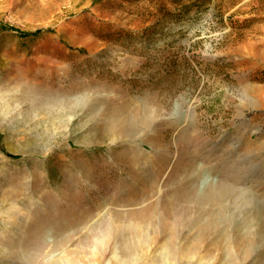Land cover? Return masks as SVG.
I'll use <instances>...</instances> for the list:
<instances>
[{"label":"rangeland","instance_id":"374dc122","mask_svg":"<svg viewBox=\"0 0 264 264\" xmlns=\"http://www.w3.org/2000/svg\"><path fill=\"white\" fill-rule=\"evenodd\" d=\"M262 181L264 0H0V264H154L168 238L175 262L264 264ZM147 208L170 225L142 246L120 218Z\"/></svg>","mask_w":264,"mask_h":264},{"label":"bare ground","instance_id":"6f19581e","mask_svg":"<svg viewBox=\"0 0 264 264\" xmlns=\"http://www.w3.org/2000/svg\"><path fill=\"white\" fill-rule=\"evenodd\" d=\"M145 117V116H144ZM146 117H149V116H146ZM132 121V120H131ZM131 121H130V123H131ZM134 122H137V121H134ZM149 122V121H148ZM124 123V122H123ZM115 126V125H114ZM112 127V126H111ZM110 127V128H111ZM137 128V127H136ZM116 130V129H115ZM133 130H134V127H131V130L129 129V130H127V132L126 133H128V135H130L132 132H133ZM144 131V130H143ZM114 132V131H113ZM119 133V132H118ZM120 134V133H119ZM118 134V135H119ZM138 134H139V132H138ZM133 136H135V134H132ZM137 136V135H136ZM149 143V142H148ZM158 143V142H157ZM154 145V144H153ZM150 146L153 148V147H155V146H152L151 144H150ZM158 146H160V145H158ZM164 147V146H163ZM157 148V147H156ZM156 148H155V150H154V152H157V150H156ZM137 150H139V149H137ZM137 153H139V152H137ZM148 153V152H147ZM159 153V152H158ZM157 153V154H158ZM143 154V153H142ZM145 154V153H144ZM152 154V153H151ZM169 154V153H168ZM177 154V153H176ZM155 155V154H154ZM160 155V154H159ZM170 155V154H169ZM161 156V155H160ZM165 156V155H164ZM168 156V155H167ZM179 156V155H178ZM155 157H158V156H155ZM174 157V156H173ZM147 158V157H146ZM164 158H166V157H164ZM181 158V157H180ZM149 159V158H148ZM175 159V158H174ZM161 160V159H160ZM241 160V159H240ZM144 162V161H143ZM173 162L175 163V161L173 160ZM170 163L171 165H173L174 163ZM149 163V162H148ZM167 163V162H166ZM177 163V162H176ZM245 163V162H244ZM155 165H156V163H155ZM167 165V164H166ZM159 166V165H158ZM177 166V165H176ZM249 166V165H248ZM162 167V166H161ZM178 167V166H177ZM159 168V167H158ZM167 168H169V167H167ZM247 168V167H246ZM262 168V167H261ZM240 169V168H239ZM144 170H145V168H144ZM154 170V169H153ZM196 170V169H195ZM248 170V169H247ZM254 170H255V168H254ZM139 171V170H138ZM156 171V170H155ZM168 171V170H167ZM137 172V171H136ZM245 172V171H244ZM155 174V173H154ZM160 174V173H159ZM163 174V173H162ZM246 174L247 175H251V174H255V172L254 171H251V170H248V172H246ZM260 175V174H259ZM263 175V174H262ZM152 176V175H151ZM161 176V175H160ZM154 178V177H153ZM206 178V177H205ZM210 179V178H209ZM157 180V179H156ZM166 180V179H165ZM203 180V179H202ZM151 181V180H150ZM206 181V180H205ZM249 181V180H248ZM138 182V181H137ZM204 182V181H203ZM262 182H264V181H262ZM204 183H206V182H204ZM218 183V182H217ZM216 183V184H217ZM257 183V182H256ZM255 183V184H256ZM157 184V183H156ZM208 184V183H207ZM164 185V184H163ZM245 185H246V183H245ZM252 185V184H251ZM165 186V185H164ZM149 187H151L150 185H149ZM160 187H161V185H160ZM196 187V186H195ZM255 187V186H254ZM263 187V186H262ZM158 188V187H157ZM261 188V187H260ZM148 189V188H147ZM196 189V188H195ZM254 189V188H253ZM165 190V189H164ZM148 191H149V189H148ZM244 192V191H243ZM158 193V192H157ZM257 193V192H256ZM255 194V193H254ZM161 198V197H160ZM135 200V199H134ZM244 200V199H243ZM246 200H248V199H246ZM167 201V200H166ZM239 201V200H238ZM245 202V201H244ZM246 203H248V202H246ZM245 203V204H246ZM252 203H253V201H252ZM264 203V202H263ZM244 204V205H245ZM142 207H144V205L142 206ZM156 207H158V206H156ZM143 209V208H142ZM158 209V208H157ZM165 210V209H164ZM127 211V210H126ZM160 211V210H159ZM177 212V211H176ZM261 213V212H260ZM40 214V213H39ZM44 215V213H41V215ZM28 215V214H27ZM42 215V216H43ZM47 215V214H46ZM55 215V214H54ZM115 215H116V213H115ZM121 215V214H120ZM35 216V215H34ZM34 216L32 215H30V217H31V219L33 218V220L35 219L34 218ZM37 216V220H39V221H37V222H40L41 224H42V226H44V227H49V226H51L52 225V227H60V226H62V219L60 218V217H58V216H53L52 215V217L51 216H46V217H42V219L41 218H38V216L39 215H36ZM257 216V215H256ZM25 217H26V215H25ZM121 217V216H120ZM261 217V216H260ZM111 218V217H110ZM117 218V217H116ZM216 218V217H215ZM231 218V217H230ZM121 219V226H120V230H123V231H127V232H129L130 233V237L131 236H134L135 235V237L136 238H138V245H142V246H145V245H147V241H149L147 238H145L144 236H148V233H149V235H150V232H151V230H154V231H157V230H159V229H163V228H166V227H169V225H170V223H169V218H167L166 216H165V213H163V212H158L157 213V211H156V209H155V211L152 209V208H147V209H144V210H142L141 212H137V213H133V214H130V215H126V216H123L122 218H120ZM195 219V218H194ZM36 220V219H35ZM98 220V219H97ZM110 220V219H109ZM113 220V219H112ZM197 219H195V221H196ZM264 220V219H263ZM186 221V220H185ZM192 221V220H191ZM217 221V220H216ZM226 221V220H225ZM33 222V221H32ZM65 222V221H64ZM67 222V221H66ZM115 222V221H114ZM171 222V221H170ZM177 222V221H176ZM203 222V221H202ZM215 222V221H214ZM224 222V221H223ZM253 222V221H252ZM261 222V221H260ZM119 223V222H118ZM178 224H179V222H177ZM192 223V222H191ZM197 223V222H196ZM232 223V222H231ZM65 224V223H64ZM178 224H174V225H178ZM114 225V224H113ZM119 225V224H118ZM173 225V224H172ZM200 225V224H199ZM225 225V224H224ZM33 226V225H32ZM64 226V225H63ZM63 226H62V228H63ZM66 226V225H65ZM107 226V225H106ZM194 226V225H193ZM178 227V226H177ZM185 227V226H184ZM221 227V226H220ZM223 227V226H222ZM242 227V226H241ZM246 227V226H245ZM32 228V227H31ZM34 228V227H33ZM40 228H42V227H40ZM51 228V227H50ZM88 228V227H87ZM100 228V227H99ZM103 228V227H102ZM190 228V227H189ZM240 228V227H239ZM249 228V227H248ZM88 229H90V226H89V228ZM217 229H220V228H218V227H216V230ZM247 229V228H246ZM252 229V228H251ZM250 229V231H252ZM35 230V229H34ZM33 230V231H34ZM85 230H86V228H85ZM118 230V229H117ZM233 230V229H232ZM241 230V229H240ZM240 230H238V231H240ZM244 230V229H243ZM242 230V231H243ZM32 231V232H33ZM39 230L37 229V232H38ZM62 231V230H61ZM97 232H99V230L97 231ZM189 232H191V231H189ZM214 232H215V230H214ZM241 232V231H240ZM247 233H248V231H246ZM168 233V232H167ZM260 233V232H259ZM36 235L38 234V233H35ZM34 234V235H35ZM41 234V233H40ZM115 234H117V233H115ZM124 234H126V233H124ZM123 234V235H124ZM173 234V233H172ZM182 234V233H181ZM114 234H113V226L112 225H109L108 227H106V229L105 230H103V231H101L95 238H94V243H92L93 245H91V248L93 249V254L94 255H97L98 253H103V252H101V250L103 249V248H105L106 246H108L109 245V242H111V240H113L112 238L113 237H115V236H113ZM155 235H156V233H155ZM170 235V234H169ZM193 235V234H192ZM194 235H196V234H194ZM193 235V236H194ZM199 235V234H198ZM202 235V234H201ZM32 236V235H31ZM41 236V235H40ZM117 236V235H116ZM122 236V235H121ZM181 236V235H180ZM192 236V237H193ZM254 236H256V235H254ZM27 236H25V238H26ZM216 237H218V239H217V241H216V244H219L220 243V241H221V239H227V236H226V233H225V231H221L220 233H218L217 234V236ZM20 238V237H19ZM31 238V237H30ZM119 238V237H118ZM122 238V237H121ZM150 238V237H149ZM157 238V237H156ZM163 238V237H162ZM256 238V237H255ZM21 239L22 238H20V242H22L21 241ZM115 240L117 239V238H114ZM120 239V238H119ZM134 239V238H133ZM132 239V240H133ZM147 239V240H146ZM178 239H180V238H178ZM264 239V238H263ZM11 240V239H10ZM126 240V239H125ZM151 240V239H150ZM154 240V239H153ZM163 240H165V242H162L163 243V245H161L162 247H161V249H162V251L163 252H161V253H163V256H162V258H160V260L159 261H154V264H186L185 262H175L174 261V256L175 255H177V253H178V249H176V244H175V241L177 240H174L173 238H168L167 240L166 239H163ZM205 240V239H204ZM229 240V239H228ZM25 241V240H24ZM28 241H32V240H28ZM117 241V240H116ZM121 241V240H120ZM128 241H129V239H128ZM155 241V240H154ZM179 241V240H178ZM223 241V240H222ZM231 241V240H230ZM257 241V240H256ZM29 242V243H30ZM135 242V241H134ZM27 243V242H26ZM180 243V242H179ZM182 243V242H181ZM201 243H203L202 242V238H198V237H196L195 238V240H194V242H192V243H190L189 242V246H186L185 245V248H184V250H182V248H181V250H182V258L183 257H186V255H189V252L191 251V249L193 248L194 250H192V251H197V249L199 248V246H201ZM21 244V243H20ZM23 244V243H22ZM31 244V243H30ZM82 244V243H81ZM154 244V243H153ZM236 244V243H235ZM244 247H245V249L247 250V253H248V255H250L251 253H252V251H253V249H254V241H253V239H252V235L249 233L244 239H242V243H241ZM240 244V245H241ZM257 244V243H256ZM27 245V244H26ZM118 245V244H117ZM115 246V249H114V251H113V255H112V257L110 258V259H108V260H106V264H142V259H141V257L142 256H139V252H137V254L136 255H134V256H131V257H129L128 259H126V260H124L123 258H121V256H120V254H119V247L118 246ZM130 245V244H129ZM128 244L126 245V246H129ZM184 245V244H183ZM239 245V244H238ZM53 246V245H52ZM110 246H113V245H110ZM178 246V245H177ZM211 246V243L209 244V247ZM225 246V245H224ZM257 246V245H256ZM262 246V245H261ZM22 247V246H21ZM28 247H30V245L28 244ZM54 247V246H53ZM61 247V246H60ZM75 247H77V248H81V247H79V244L78 245H75ZM88 247V246H87ZM225 247H227V246H225ZM224 247V248H225ZM230 247V246H229ZM233 247V246H232ZM235 247V246H234ZM239 247V246H238ZM237 247V248H238ZM17 248H20V246L19 247H17ZM26 248V247H25ZM67 249H66V251H65V253H64V255H65V257H64V260L66 261V262H68V264H73V263H77V264H82V260H79V261H75L76 260V254L74 253V250L73 249H71L70 250V246H67L66 247ZM68 248H69V250H68ZM72 248V247H71ZM110 248V250H111V247H109ZM108 248V249H109ZM128 248V250L130 249L129 247H127ZM153 248H155V247H153ZM158 248V247H157ZM156 248V249H157ZM223 248V247H222ZM228 248V247H227ZM10 249V248H9ZM58 249H61V248H58ZM83 249H85V248H83ZM120 249H121V246H120ZM132 249V248H131ZM130 249V250H131ZM144 249V248H143ZM217 249V248H216ZM230 249V248H229ZM228 249V250H229ZM241 249V248H240ZM259 249V248H258ZM262 249V248H261ZM5 250V249H4ZM7 250V249H6ZM29 250V249H28ZM57 250V249H56ZM107 250V249H106ZM127 250V249H126ZM135 250H137V249H135ZM151 249H148V250H146V251H150ZM236 250V249H235ZM234 250V251H235ZM260 250V249H259ZM25 251V250H24ZM76 251V250H75ZM141 251V250H140ZM198 251H200V248H199V250ZM230 251H231V249H230ZM238 251V250H237ZM244 251V250H243ZM264 251V250H263ZM8 252V251H7ZM17 252V251H16ZM77 252V251H76ZM80 252H82V251H79V254H80ZM88 252V251H87ZM133 252V251H132ZM153 252H154V250H153ZM254 252V251H253ZM257 252H258V250H257ZM18 253H23V252H19L18 251ZM63 253V252H62ZM78 253V252H77ZM127 252H125V254H126ZM134 253V252H133ZM146 253V252H145ZM149 253V252H148ZM156 253V252H155ZM197 253V252H196ZM213 254H214V252H212ZM229 253V252H228ZM260 253V252H259ZM104 254L105 253H103L102 255L104 256ZM112 253H110V255H111ZM151 254H152V252H151ZM194 254V253H193ZM230 254V255H229ZM228 255V259H229V261H230V263H232L233 264V262H234V259H233V257H232V255H231V253H229ZM254 254V253H253ZM27 255H29V254H27ZM81 255V254H80ZM128 255V254H127ZM143 255V254H142ZM146 255V254H145ZM260 255H261V253H260ZM263 256H264V254H262ZM21 256H23V258L26 256V255H21ZM98 256V255H97ZM107 256V255H106ZM194 256H196V255H194ZM205 256V255H204ZM244 256H247L246 254H244ZM253 256V255H252ZM57 257V256H56ZM125 257V256H124ZM179 257V256H178ZM241 257H243V256H241ZM255 257V256H254ZM53 258V257H52ZM103 258V257H102ZM105 258V257H104ZM108 258V257H107ZM127 258V257H126ZM201 258V257H200ZM205 259L204 260H206V261H204V263H207V262H210L212 259H214V258H211V256L210 255H207L206 257H204ZM216 258V257H215ZM77 259H79V258H77ZM82 259V258H81ZM94 259H95V256H94ZM97 259V258H96ZM152 259V258H151ZM202 259V258H201ZM61 260V259H60ZM104 260V259H103ZM147 260H149L148 258H147ZM146 260V261H147ZM220 260V259H219ZM249 260V259H248ZM62 261V260H61ZM87 262V261H86ZM94 262V261H93ZM200 262V261H199ZM254 262V261H253ZM95 263V262H94ZM201 263V262H200ZM199 263V264H200ZM222 263V262H221ZM57 264V263H56ZM83 264H86V263H83ZM89 264V263H88ZM189 264H191V263H189ZM201 264H203V263H201ZM210 264V263H209ZM226 264V263H225ZM238 264V263H237ZM242 264V263H241Z\"/></svg>","mask_w":264,"mask_h":264},{"label":"trees","instance_id":"16d2710c","mask_svg":"<svg viewBox=\"0 0 264 264\" xmlns=\"http://www.w3.org/2000/svg\"><path fill=\"white\" fill-rule=\"evenodd\" d=\"M38 33H40V32H38ZM38 33H37V34H38Z\"/></svg>","mask_w":264,"mask_h":264}]
</instances>
